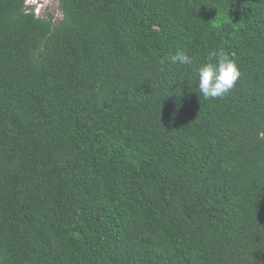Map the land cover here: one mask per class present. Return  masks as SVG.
Wrapping results in <instances>:
<instances>
[{
  "label": "trees",
  "instance_id": "1",
  "mask_svg": "<svg viewBox=\"0 0 264 264\" xmlns=\"http://www.w3.org/2000/svg\"><path fill=\"white\" fill-rule=\"evenodd\" d=\"M59 7L0 0V264H264V0Z\"/></svg>",
  "mask_w": 264,
  "mask_h": 264
},
{
  "label": "clouds",
  "instance_id": "2",
  "mask_svg": "<svg viewBox=\"0 0 264 264\" xmlns=\"http://www.w3.org/2000/svg\"><path fill=\"white\" fill-rule=\"evenodd\" d=\"M38 4L40 1L31 5L33 7L31 9L35 11ZM193 59L194 57L184 51L177 52L171 57L172 63L178 66L191 65ZM240 76L241 72L234 59L223 50L212 51L208 54L207 62L198 69L197 92L205 99L223 97L235 87Z\"/></svg>",
  "mask_w": 264,
  "mask_h": 264
},
{
  "label": "rangeland",
  "instance_id": "3",
  "mask_svg": "<svg viewBox=\"0 0 264 264\" xmlns=\"http://www.w3.org/2000/svg\"><path fill=\"white\" fill-rule=\"evenodd\" d=\"M37 1H40V4L36 7V14L39 16H46L47 14H52L56 18L62 16L59 0H27L28 5H35Z\"/></svg>",
  "mask_w": 264,
  "mask_h": 264
}]
</instances>
